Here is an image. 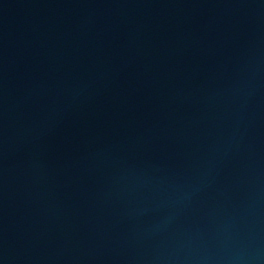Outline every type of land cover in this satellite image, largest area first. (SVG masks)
<instances>
[{
  "label": "water",
  "instance_id": "1",
  "mask_svg": "<svg viewBox=\"0 0 264 264\" xmlns=\"http://www.w3.org/2000/svg\"><path fill=\"white\" fill-rule=\"evenodd\" d=\"M0 264H264V0H0Z\"/></svg>",
  "mask_w": 264,
  "mask_h": 264
}]
</instances>
